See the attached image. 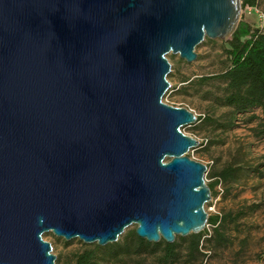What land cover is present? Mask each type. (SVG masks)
<instances>
[{
	"label": "water",
	"instance_id": "95a60500",
	"mask_svg": "<svg viewBox=\"0 0 264 264\" xmlns=\"http://www.w3.org/2000/svg\"><path fill=\"white\" fill-rule=\"evenodd\" d=\"M242 0H0V264H55L45 233L105 246L203 231L197 115L162 101L169 53L231 37ZM162 236V237H161Z\"/></svg>",
	"mask_w": 264,
	"mask_h": 264
},
{
	"label": "rangeland",
	"instance_id": "374dc122",
	"mask_svg": "<svg viewBox=\"0 0 264 264\" xmlns=\"http://www.w3.org/2000/svg\"><path fill=\"white\" fill-rule=\"evenodd\" d=\"M258 10L264 13V0H258ZM258 15L255 11L242 8L241 19L243 17L253 28L260 25ZM227 48L224 40L205 38L195 48L197 58L192 62L169 53L167 59L171 68L167 78L172 83L162 101L171 106L187 108L202 117L195 123L182 126L181 130L199 142L186 155L207 167V184L215 181L213 173L228 164L252 168L259 165V173H246L239 182L218 183L215 186L211 200L205 205L209 215H234L245 206L255 209L248 210L246 215L227 226L226 232L231 240L228 245L212 246L210 250L202 248L204 255L196 264H264V137L256 136L253 130L259 120H251L252 115L261 117V110L251 109L239 114L232 129L217 127L210 120L218 119L229 110L217 102L218 97L224 94L226 84L218 78L202 80L222 73L230 66ZM135 227L127 228L117 241L122 242L124 236ZM205 229L207 234L203 236V246L210 247L206 239L213 233V227L207 224ZM188 237L176 236L181 253L185 252ZM43 238L51 243L52 253L56 255L55 264H68L77 252L94 245L80 239L65 240L53 233H45ZM160 255L161 251L120 258L99 253L98 257L101 264H163Z\"/></svg>",
	"mask_w": 264,
	"mask_h": 264
},
{
	"label": "trees",
	"instance_id": "16d2710c",
	"mask_svg": "<svg viewBox=\"0 0 264 264\" xmlns=\"http://www.w3.org/2000/svg\"><path fill=\"white\" fill-rule=\"evenodd\" d=\"M258 7V0H242V8ZM226 49L230 66L222 73L211 75L202 80L222 79L225 84V92L218 97L217 102L221 107L229 110L220 115L218 119L210 120L217 127L224 130L232 129L235 126L239 114L251 109H260L261 117L252 115L251 120L258 119L254 127L256 136L264 137V25L262 28H253L248 22L240 20L237 29L229 39ZM202 117L197 116V120ZM259 173V165L243 166L240 164H228L212 174L215 181L208 183L211 194L218 183L229 184L239 182L246 173ZM255 208L245 206L234 215L227 213L224 215H209L207 223L213 227V233L206 243L210 247L203 246V236L206 229L197 234H190L187 238L185 252L181 253V248L177 241L167 243L160 240L156 243L148 242L136 235L135 229L129 231L123 241L110 243L106 246L97 244L87 246L77 252L73 260L68 264H101L99 253H104L112 258H120L126 255H141L146 253H156L161 251L160 260L163 264H196L203 256L202 248L223 247L230 243L227 235V226L235 223L239 218L246 215L248 210ZM184 239V238H182Z\"/></svg>",
	"mask_w": 264,
	"mask_h": 264
},
{
	"label": "built area",
	"instance_id": "2783aa9c",
	"mask_svg": "<svg viewBox=\"0 0 264 264\" xmlns=\"http://www.w3.org/2000/svg\"><path fill=\"white\" fill-rule=\"evenodd\" d=\"M245 10H250V11H255V12H257L259 15H258V17H259V20H260V25L258 26L259 28H262L263 27V25H264V13L263 12H261V11H259L258 10V7H254V8H252V7H248V6H246L245 8H244Z\"/></svg>",
	"mask_w": 264,
	"mask_h": 264
},
{
	"label": "bare ground",
	"instance_id": "6f19581e",
	"mask_svg": "<svg viewBox=\"0 0 264 264\" xmlns=\"http://www.w3.org/2000/svg\"><path fill=\"white\" fill-rule=\"evenodd\" d=\"M179 55V54H178ZM162 237V236H161Z\"/></svg>",
	"mask_w": 264,
	"mask_h": 264
}]
</instances>
